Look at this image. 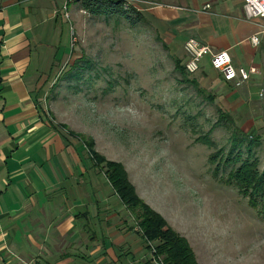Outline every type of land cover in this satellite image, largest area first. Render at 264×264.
<instances>
[{
	"label": "rangeland",
	"instance_id": "1",
	"mask_svg": "<svg viewBox=\"0 0 264 264\" xmlns=\"http://www.w3.org/2000/svg\"><path fill=\"white\" fill-rule=\"evenodd\" d=\"M154 37L118 16L84 15L44 106L57 126L122 165L196 264H264V205L252 209L224 182L245 159L264 172V70L249 90L224 84L208 65L186 81ZM260 54L264 68V48ZM243 139L253 145L250 157L246 144L233 148Z\"/></svg>",
	"mask_w": 264,
	"mask_h": 264
},
{
	"label": "crops",
	"instance_id": "2",
	"mask_svg": "<svg viewBox=\"0 0 264 264\" xmlns=\"http://www.w3.org/2000/svg\"><path fill=\"white\" fill-rule=\"evenodd\" d=\"M80 1L0 0V264L149 263L129 212L81 143L44 106L45 88L69 54L72 30L88 14ZM121 6L138 14L132 27L140 23L142 31H152L181 66L183 45L194 38L212 53L226 52L234 67L254 70L241 88L249 90L263 75L264 20L247 21L242 0H131ZM206 65L211 68L208 58L200 69Z\"/></svg>",
	"mask_w": 264,
	"mask_h": 264
},
{
	"label": "trees",
	"instance_id": "3",
	"mask_svg": "<svg viewBox=\"0 0 264 264\" xmlns=\"http://www.w3.org/2000/svg\"><path fill=\"white\" fill-rule=\"evenodd\" d=\"M81 8L91 16H118L134 25V21L139 18L133 10H124L120 2L111 0H81ZM135 16V20L131 18ZM176 72L187 80V73L180 61L174 58ZM190 83L195 85L194 80ZM224 83V82H223ZM225 84V83H224ZM68 136L78 140L87 151L88 158L92 162L93 168L99 170L105 177L112 192L129 212L134 221V226L139 230L138 235L145 244H154L155 256L160 257L163 264H196L194 255L186 240L180 237L166 221L149 206H147L136 194L134 187L129 183L127 175L122 165L105 160L98 155L93 147L92 140L85 139L82 135L74 134L64 126H59ZM247 143V139L234 141L235 145L240 147ZM253 146V145H252ZM249 143L246 144L247 155L250 157ZM227 159L225 163H234L240 160ZM210 158V162H212ZM227 185L234 186L242 197L247 199L249 207L258 209L264 205V172L257 170V162L250 159L243 160L237 168H232L224 180ZM146 249L149 248L146 246ZM149 264V263H147Z\"/></svg>",
	"mask_w": 264,
	"mask_h": 264
},
{
	"label": "built area",
	"instance_id": "4",
	"mask_svg": "<svg viewBox=\"0 0 264 264\" xmlns=\"http://www.w3.org/2000/svg\"><path fill=\"white\" fill-rule=\"evenodd\" d=\"M74 1V0H70ZM76 1V0H75ZM117 1L121 4L128 3L131 0H111ZM243 10L247 21L256 19L264 20V0H242ZM209 9V6H204L203 10ZM64 17L67 18L66 9L64 8ZM252 46L256 47L259 44L257 36L250 38ZM72 44V43H71ZM183 52L185 55L184 70L187 74L191 75L196 73L205 58L209 59L210 67L221 78V80L228 86L238 89L247 84L250 77L254 74V70L234 67L226 52L212 53L210 48L199 42L194 38H189L183 45ZM135 232H139L135 228ZM149 248V264H163L160 257L155 256L154 244L147 243Z\"/></svg>",
	"mask_w": 264,
	"mask_h": 264
}]
</instances>
